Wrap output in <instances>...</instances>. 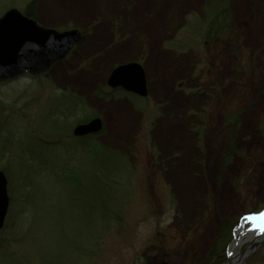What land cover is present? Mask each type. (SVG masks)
<instances>
[{"label":"rangeland","instance_id":"obj_1","mask_svg":"<svg viewBox=\"0 0 264 264\" xmlns=\"http://www.w3.org/2000/svg\"><path fill=\"white\" fill-rule=\"evenodd\" d=\"M215 1L0 0L82 34L50 73L0 81V264H202L221 220L264 210V0ZM132 61L145 97L106 83ZM240 80L257 104L219 175L217 117L239 88L221 94ZM95 117L100 132L72 134ZM249 236L231 263L264 264V239L239 261Z\"/></svg>","mask_w":264,"mask_h":264},{"label":"water","instance_id":"obj_2","mask_svg":"<svg viewBox=\"0 0 264 264\" xmlns=\"http://www.w3.org/2000/svg\"><path fill=\"white\" fill-rule=\"evenodd\" d=\"M77 28L58 31L43 27L34 19L24 16L15 8H10L0 16V81L13 80L25 73L37 75L44 73L57 61L64 59L75 44L81 39ZM110 88H121L137 96H147V80L144 68L138 62H127L115 66L107 80ZM102 128L99 117L73 128V135L80 137L96 134ZM7 179L0 170V229L3 227L8 209ZM248 216L241 220L243 224ZM255 222L249 231L255 235V240L238 253L239 261L253 253L264 239V212L254 217ZM238 227L236 226V229ZM238 232L230 242L228 253L237 244ZM231 255L226 264L230 262ZM235 263V262H234ZM233 263V264H234Z\"/></svg>","mask_w":264,"mask_h":264},{"label":"trees","instance_id":"obj_3","mask_svg":"<svg viewBox=\"0 0 264 264\" xmlns=\"http://www.w3.org/2000/svg\"><path fill=\"white\" fill-rule=\"evenodd\" d=\"M214 3L218 7L221 6V9L226 13V15H229V4L226 3L225 0H222V2L215 1ZM25 15L28 16L26 12ZM223 27L225 26L221 24L220 28ZM233 87L234 88H232L230 91L225 92L221 95L223 97L227 96L228 94H232V96H234L236 94V88H239V92L237 93V103L230 104L229 110L223 112L222 114L220 113V115L217 117V126L219 133L215 137L219 138L223 142L222 144H224L225 149L222 154L220 153V161H218V170L220 172L219 175H221V172L223 171L224 173L226 172L227 168L229 167L228 164H230L232 159L239 153L238 141L240 135L239 132H241L242 126L241 120L242 115L244 113L243 110L247 109L250 106L254 107L257 104V97L254 96L253 98H248L250 95L251 88H248L249 86L244 81H236ZM222 109H224V107H222ZM215 137H211L208 140V146H210L209 144L215 139ZM96 156H98L97 161L101 165L105 163L106 160L103 158L102 155H100V153L96 154ZM234 188L236 190L235 185ZM238 219L239 218L233 220H221L216 235V242L210 246L207 253L204 255V258L201 262L202 264H224L227 245L230 241V237L232 236L233 228L238 223Z\"/></svg>","mask_w":264,"mask_h":264},{"label":"flooded vegetation","instance_id":"obj_4","mask_svg":"<svg viewBox=\"0 0 264 264\" xmlns=\"http://www.w3.org/2000/svg\"><path fill=\"white\" fill-rule=\"evenodd\" d=\"M27 17H30V18H34V17H32L31 15L30 16H27ZM35 19V18H34ZM38 22V21H37ZM40 22V21H39ZM40 25L42 24V26H44V27H49V28H56V26H53V25H49V24H43V23H39ZM73 52V50L70 52V54ZM69 54V55H70ZM66 59V58H65ZM65 59H63V60H60V61H58V62H55L51 67H50V69L48 70V72H46V73H44V74H48V73H50L51 72V69L56 65V64H59V63H62V61H66ZM28 76H34V75H28Z\"/></svg>","mask_w":264,"mask_h":264},{"label":"bare ground","instance_id":"obj_5","mask_svg":"<svg viewBox=\"0 0 264 264\" xmlns=\"http://www.w3.org/2000/svg\"><path fill=\"white\" fill-rule=\"evenodd\" d=\"M244 229H245V223L241 224V226H240V228H239V230H238V236H239V237L236 238V242H237V243H238V241H240V239H241L240 237L242 236V233H243L242 230H244ZM249 239H250L251 242H252V241L255 240V237H250V236H249Z\"/></svg>","mask_w":264,"mask_h":264}]
</instances>
